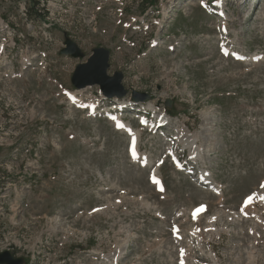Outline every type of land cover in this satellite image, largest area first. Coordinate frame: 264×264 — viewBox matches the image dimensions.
Segmentation results:
<instances>
[{
    "label": "rangeland",
    "instance_id": "obj_1",
    "mask_svg": "<svg viewBox=\"0 0 264 264\" xmlns=\"http://www.w3.org/2000/svg\"><path fill=\"white\" fill-rule=\"evenodd\" d=\"M64 36L83 59L59 55ZM99 48L123 75L118 103L151 100L121 111L97 86L74 89ZM5 251L24 264H264V0H0Z\"/></svg>",
    "mask_w": 264,
    "mask_h": 264
},
{
    "label": "water",
    "instance_id": "obj_2",
    "mask_svg": "<svg viewBox=\"0 0 264 264\" xmlns=\"http://www.w3.org/2000/svg\"><path fill=\"white\" fill-rule=\"evenodd\" d=\"M61 56H69L73 59H83L84 55L78 46L68 38L64 39L63 49L59 52ZM109 52L104 49H94L91 56L83 64L75 67L70 79L71 85L76 90L97 86L106 99H122L127 91L122 85V73L107 75L109 68ZM131 99L134 103H144L150 100V96L144 93L131 91ZM0 264H23V260L15 258L8 251L0 253Z\"/></svg>",
    "mask_w": 264,
    "mask_h": 264
},
{
    "label": "bare ground",
    "instance_id": "obj_3",
    "mask_svg": "<svg viewBox=\"0 0 264 264\" xmlns=\"http://www.w3.org/2000/svg\"><path fill=\"white\" fill-rule=\"evenodd\" d=\"M245 1H247V0H245ZM219 8V11L217 12L218 13V16H220V18L222 19V20H226L227 19V17L224 15V10H223V8L221 7V5L218 7ZM226 54V53H225ZM114 101V103H117L116 102V99H113ZM119 104V110H124V108H129V110H131L130 108H135V109H132V110H136V107H137V110H138V106H135V105H130V104H127V103H118ZM98 106L100 105V103H98L97 104ZM131 106V107H130ZM149 107H147V109L148 108H150V107H153L152 105H148ZM141 108L142 109H144V107L143 106H141ZM165 118H163V116L162 115H160L159 117H158V124H157V127H164L165 126ZM119 125H123V128H125V129H127V130H129V128H128V126L127 125H125V123L121 120V119H119ZM137 156V155H136ZM135 156V157H136ZM145 161V160H144ZM146 164H148V163H146ZM160 165H161V162H159L158 164H157V166L154 168V170H153V172H152V177H154V181H157V178L155 177L156 175H158V173H159V168H160ZM178 166V165H177ZM155 171V172H154ZM201 171V170H200ZM202 171H204V170H202ZM199 172V171H198ZM207 172V171H206ZM194 175V173L193 172H189V175L190 176H192V175ZM198 180V183L199 184H201V185H203V186H207V187H209V188H216L212 183H211V181H210V179H208V175L206 174V173H204V172H201V174L199 175V178L197 179ZM198 209H200V208H198ZM195 210V209H194ZM194 210H192L191 211V213H190V215L192 216V213H193V211ZM203 211V210H202ZM202 211H199L200 212V214H199V217L203 214L202 213ZM212 219H210L209 221H211ZM182 260H185V258L184 259H182Z\"/></svg>",
    "mask_w": 264,
    "mask_h": 264
},
{
    "label": "snow or ice",
    "instance_id": "obj_4",
    "mask_svg": "<svg viewBox=\"0 0 264 264\" xmlns=\"http://www.w3.org/2000/svg\"><path fill=\"white\" fill-rule=\"evenodd\" d=\"M118 126L123 127V125H118ZM135 156H136V153H135V150H133V157L135 158ZM202 210H203V206H201L200 209H197V212L202 211Z\"/></svg>",
    "mask_w": 264,
    "mask_h": 264
}]
</instances>
